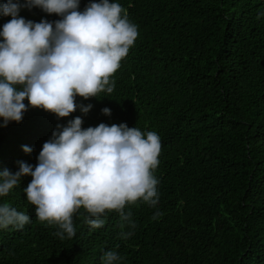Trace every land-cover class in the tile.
I'll return each instance as SVG.
<instances>
[{
    "label": "trees",
    "instance_id": "obj_1",
    "mask_svg": "<svg viewBox=\"0 0 264 264\" xmlns=\"http://www.w3.org/2000/svg\"><path fill=\"white\" fill-rule=\"evenodd\" d=\"M91 2L99 0H80L79 10ZM110 2L138 28L111 78L113 93L77 96L91 110L78 107L65 118L29 105L22 122L0 127V171L15 173L21 161L35 166L57 125L77 116L85 129L126 123L160 137L159 202L126 206L137 225L126 240L118 213L93 229L83 208L73 218L76 236L61 240L56 226L36 218L23 191L32 177L24 176L0 205L30 222L0 228V264H102L109 250L123 257L120 264H264V0ZM19 15L35 23L62 18L40 7ZM11 19L0 14V31Z\"/></svg>",
    "mask_w": 264,
    "mask_h": 264
},
{
    "label": "clouds",
    "instance_id": "obj_2",
    "mask_svg": "<svg viewBox=\"0 0 264 264\" xmlns=\"http://www.w3.org/2000/svg\"><path fill=\"white\" fill-rule=\"evenodd\" d=\"M80 0H6L0 14L12 19L0 31V127L22 122L29 105L55 114L70 116L77 108L87 114L92 105H77L85 99L111 94V79L138 38L137 26L128 12L110 0L91 2L79 10ZM22 7H40L61 19L35 23L19 15ZM27 99L28 104L24 101ZM111 115L109 108L102 109ZM77 116L67 126L57 125L52 138L43 144L38 163L18 162L15 173L0 171V197L31 176L23 188L29 204L35 206L39 222L54 225L61 240L76 236L74 215L81 208L84 221L93 229L106 223L110 212L119 215L120 239L134 235L137 227L126 206L142 201L155 208L159 202L154 175L161 152L156 132H142L126 123L83 128ZM25 153L32 149L23 146ZM162 215L157 211L156 219ZM30 217L7 202L0 205V228L22 229ZM125 227L133 231L125 232ZM117 248L119 245L116 246ZM102 264H120L123 257L109 250Z\"/></svg>",
    "mask_w": 264,
    "mask_h": 264
}]
</instances>
